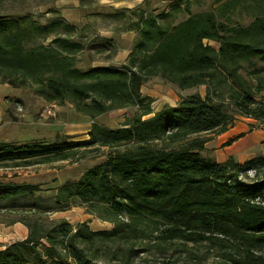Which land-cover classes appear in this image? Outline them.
Segmentation results:
<instances>
[{
  "label": "trees",
  "instance_id": "1",
  "mask_svg": "<svg viewBox=\"0 0 264 264\" xmlns=\"http://www.w3.org/2000/svg\"><path fill=\"white\" fill-rule=\"evenodd\" d=\"M6 1H32L57 13L51 8L57 0L0 3ZM261 1L250 0L253 21L246 27L231 19L242 0H214L209 10L196 12L192 6L200 5L199 0H169L178 5L170 16L185 17L167 23L161 22L167 16L155 15L156 0L116 10L134 16L125 28L138 35L137 45L126 63L88 70L78 66L80 46L70 40L75 28L67 23H56L69 27L68 32L54 34L49 45L26 47L27 32L4 29L0 18L1 81L12 88L28 87L48 103L69 104L90 119L135 109L118 128L94 125L88 140L0 141V167L82 159L108 148L102 162L60 186L49 200L35 196L36 185L0 182V204L39 212L82 205L88 214L112 224L110 231H91L83 223L73 229L65 220L46 224L33 219L26 222L24 240L0 249V264H106L97 260L96 242L111 244L104 253L122 260L134 253L136 243L151 241L159 248L173 242L206 243L216 248L219 264H264V182L257 180L264 158L247 162L256 168L246 180L239 176L244 165L218 164L200 154L209 141L201 135L223 133L237 117L264 123ZM31 17L27 12L7 19ZM101 41L109 52L104 61L110 62L119 48L103 37ZM205 41L217 43V49ZM152 78L180 91L205 86V94L181 97L176 105L153 112L152 99L141 92Z\"/></svg>",
  "mask_w": 264,
  "mask_h": 264
},
{
  "label": "rangeland",
  "instance_id": "2",
  "mask_svg": "<svg viewBox=\"0 0 264 264\" xmlns=\"http://www.w3.org/2000/svg\"><path fill=\"white\" fill-rule=\"evenodd\" d=\"M187 1L192 3L193 0ZM213 1L199 0L200 5L192 6V10L193 12L209 10ZM156 2L153 5L155 15L167 16L161 22L167 23L172 20L177 22L185 17L183 14L170 16L178 6L177 2H169V0H156ZM183 3L184 0L178 2V4ZM260 4L264 5V0ZM52 5L51 8L56 10L54 4ZM249 5L250 0H242V3H239L231 15L233 23L246 27L253 21V9L248 7ZM49 7L36 6L32 1L1 2L0 18L5 20L4 29L19 28L21 31L27 32L24 41L26 47L42 43L49 45L54 34L68 32L69 27L65 29L64 25L56 23H59L58 21L68 23L69 26H72L71 28H75L70 34V40L78 42L80 46L77 58L78 66L82 70L99 69L109 65L120 66L128 61L129 53L137 45L138 35L133 30L125 28L126 20L128 18L134 20V16L117 14L114 9L102 8L95 4H90L88 8L80 5L79 12L75 11V8H71L68 14L64 13V16L59 13L56 15L57 13L47 12ZM27 12L31 13V19H7L9 15ZM76 33H78L77 38H75ZM102 37L119 48L116 56L110 62L104 61L109 52L104 49L107 42L101 41ZM205 43L217 49V43L212 41H205ZM141 92L144 96L152 99L150 108L156 112L165 106L176 105L181 97L194 93L203 96L205 86L180 91L160 78H152L142 86ZM133 114H135V109L128 107L112 110L95 119H90L76 113L69 104L59 106L48 103L34 95L28 87L12 88L0 80V141L23 144L28 141L54 143L88 140V133L94 125L118 128L126 118ZM212 135H217V133L201 136L211 139ZM151 145L160 147V142H153ZM215 149V147H209V150H202L200 154L202 157L216 162ZM108 152V148H103L97 153L85 154L86 156L82 159L30 166L0 167V182L36 185L35 196L40 200H49L55 196L60 186L68 181L78 180L87 168L102 162ZM243 165L245 169L239 173V176L246 180L252 178L256 166L247 162ZM257 180L264 182V167L260 169ZM36 218H40L46 224L65 220L73 229L81 223L86 224L91 231H110L112 229L111 223L88 214L82 205H71L60 210L52 208L46 212H39L29 208L2 207L0 204V249L13 242L24 240L29 232L26 222ZM106 246L111 248V244L100 242H96L93 246L98 247L97 260L106 264H219L216 248L206 243L192 245L173 242L159 248L152 241L139 242L133 246L134 253L128 257L125 256L122 260H119L117 255V259L112 260L110 254H105ZM262 250H264V246H262Z\"/></svg>",
  "mask_w": 264,
  "mask_h": 264
},
{
  "label": "crops",
  "instance_id": "3",
  "mask_svg": "<svg viewBox=\"0 0 264 264\" xmlns=\"http://www.w3.org/2000/svg\"><path fill=\"white\" fill-rule=\"evenodd\" d=\"M144 1L145 0H57L54 3V7L58 9H56V15L59 13L64 16V13L66 12V14H68L71 8H75V11L79 12L78 8L80 5L88 8L90 4H95L102 8L107 7L110 10H131L142 5ZM154 3L155 2L152 3V6ZM209 147L216 148L214 150V157L218 164L232 162L234 164L243 165L255 158H264V126L260 125L258 121L252 118L238 117L225 132L212 135V138L205 143L203 150H209Z\"/></svg>",
  "mask_w": 264,
  "mask_h": 264
},
{
  "label": "built area",
  "instance_id": "4",
  "mask_svg": "<svg viewBox=\"0 0 264 264\" xmlns=\"http://www.w3.org/2000/svg\"><path fill=\"white\" fill-rule=\"evenodd\" d=\"M262 125H264V123H262Z\"/></svg>",
  "mask_w": 264,
  "mask_h": 264
}]
</instances>
